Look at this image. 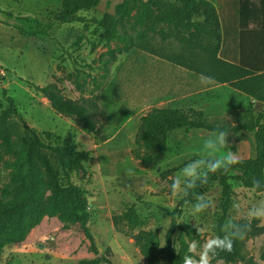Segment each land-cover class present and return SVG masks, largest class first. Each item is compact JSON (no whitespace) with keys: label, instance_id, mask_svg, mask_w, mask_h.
I'll return each instance as SVG.
<instances>
[{"label":"rangeland","instance_id":"rangeland-1","mask_svg":"<svg viewBox=\"0 0 264 264\" xmlns=\"http://www.w3.org/2000/svg\"><path fill=\"white\" fill-rule=\"evenodd\" d=\"M120 4L128 7V15L116 13ZM61 8L62 0H0V113L8 107L4 95L11 97L25 122L47 141L49 134L52 141L59 138L75 150L90 153L87 177L72 181L87 192L94 249L78 227L64 230L57 217H46L25 241L5 247L0 264H79L95 259L96 253H110L114 264H148L141 244L150 233L164 243L170 213L177 220L175 239L180 234L187 244L193 239L202 243L217 235L221 214L217 184L206 193L213 206L195 215L192 204L181 205L183 195L172 197L169 188L170 177L204 154L203 142L211 132L180 130L170 136L165 151H154L137 141L142 118L156 108L194 107L214 124L235 125L244 111H258L264 105L228 84L203 82L202 75L169 61L185 54L181 33L173 25L156 24L150 8L141 20L140 5L133 0H100L94 10L81 13L84 22L73 24L58 22ZM106 14L115 19L118 36L113 40L105 39L103 29L93 22ZM30 30L47 35L33 37L27 34ZM49 84L87 108L95 100L105 112L100 132H86L69 117L56 114L32 87ZM12 142L15 153L6 155L0 148V192L11 183L6 163L20 157L17 139ZM226 151L236 152L240 159L253 158V136L229 134V146L222 152ZM233 189V202L241 207L237 211L232 203L229 218L248 220V209L264 199V192L256 193L236 181ZM132 207L138 212L137 226L114 223V216ZM257 221L263 230L243 239L240 260H214L213 264H264V220ZM195 224L205 228L199 236Z\"/></svg>","mask_w":264,"mask_h":264},{"label":"trees","instance_id":"trees-1","mask_svg":"<svg viewBox=\"0 0 264 264\" xmlns=\"http://www.w3.org/2000/svg\"><path fill=\"white\" fill-rule=\"evenodd\" d=\"M133 1L140 5L141 20L145 15L144 10L150 8L154 11L156 24L173 25L181 33L179 41L185 54L169 57V61L209 77L218 84H228L237 92L264 105V59L250 56L244 37L251 22V10L248 7L251 0ZM99 2L62 0L57 20L61 24L84 22L81 13L94 10ZM116 13L126 16L129 9L120 4L116 6ZM93 22L103 29L105 39L113 40L118 36L113 16L106 14ZM27 34L33 37L47 35L46 32L35 30ZM32 87L49 101L56 114L69 117L80 124L84 131L97 134L103 128L100 119L105 112L95 100L87 108L77 100L65 97L56 84ZM4 96L8 100V107L0 113V148L6 155L15 153L12 142L15 137L21 151L17 160L5 165L10 171L11 183L0 192V256L6 246L25 241L46 217H57L63 223L64 230L78 227L94 249V239L88 227L87 192L72 181L73 177L80 180L87 177L85 163L90 160V153L75 150L59 138L52 141L49 134L47 141L25 122L14 100ZM239 118L240 122L235 125H218L212 123L202 109L156 108L142 118L137 134V141H143L154 151H165L170 136L180 130L212 132L222 129L234 136H253L256 148L253 158L240 159L227 172L210 174L207 184H198L189 195H183L180 201L181 205L194 204L197 194L207 193L217 184L221 211L217 235H223L221 229L229 219L234 196L233 181L250 190L252 178L264 181V108L258 111L249 108ZM172 173L173 170L162 176ZM42 187L48 193L47 196ZM137 213L134 207L129 208L122 215L114 216V223L125 221L130 227H135L139 224ZM170 216L171 221L162 245L154 233H150L141 244V252L148 264H182V257L187 254L188 244L182 235L179 234L175 239L177 220L174 213H170ZM245 222L247 219L236 223ZM261 230L263 227L258 226V221L252 220L251 230L246 236L255 235ZM242 245L243 240H236L233 250L220 252L216 260L237 262L242 258ZM108 255L100 256L96 253L95 259L83 260L79 264H114Z\"/></svg>","mask_w":264,"mask_h":264},{"label":"clouds","instance_id":"clouds-1","mask_svg":"<svg viewBox=\"0 0 264 264\" xmlns=\"http://www.w3.org/2000/svg\"><path fill=\"white\" fill-rule=\"evenodd\" d=\"M201 79L203 82L210 80L205 76H202ZM228 146L229 133L226 130L217 129L209 133L203 142L204 154L187 163L179 175L174 178L170 177L172 181L169 185L171 196H187L198 184H207L210 174L220 171L227 172L233 165L238 164L240 158L236 152H222ZM251 190L264 192V181L252 178ZM213 203L208 194H197L195 203L192 204V212L194 215L202 213L212 207ZM240 207L238 201L233 202V209L238 211ZM247 218L245 223H236L230 218L226 220L221 229L223 235L210 236L202 243L196 239L191 240L188 244L187 254L182 257V264H213L220 252H231L235 241L243 240L251 230L252 220H264V199L259 200L248 209ZM194 227L198 236L205 231V228L199 224H195Z\"/></svg>","mask_w":264,"mask_h":264},{"label":"crops","instance_id":"crops-1","mask_svg":"<svg viewBox=\"0 0 264 264\" xmlns=\"http://www.w3.org/2000/svg\"><path fill=\"white\" fill-rule=\"evenodd\" d=\"M248 7L251 10V22L244 37L249 42L250 56L264 58V0H251Z\"/></svg>","mask_w":264,"mask_h":264}]
</instances>
